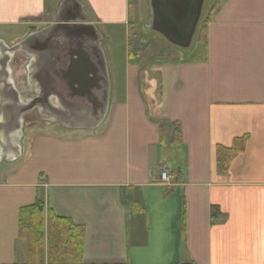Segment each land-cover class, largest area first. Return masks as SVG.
<instances>
[{
	"label": "crops",
	"instance_id": "0c3cea01",
	"mask_svg": "<svg viewBox=\"0 0 264 264\" xmlns=\"http://www.w3.org/2000/svg\"><path fill=\"white\" fill-rule=\"evenodd\" d=\"M130 4L0 0V28L17 33L7 43L26 39L15 85L0 77V113L29 107L36 115L20 145L0 141V264H29L19 214L36 199L46 216L84 228L82 264H264V0H221L202 58L189 51L144 65L130 39L120 55L119 45L104 43L113 27L128 36ZM65 13L75 18L58 24L87 30L52 27ZM67 41L96 74L86 75L97 82L90 91L67 85L76 58L70 47L57 50ZM98 54L110 84L104 121L94 130L48 122L53 110L97 108ZM62 76L63 91L54 86ZM70 97L87 100L62 101ZM239 138L242 150L218 172V148ZM165 169L170 186L159 182Z\"/></svg>",
	"mask_w": 264,
	"mask_h": 264
},
{
	"label": "water",
	"instance_id": "95a60500",
	"mask_svg": "<svg viewBox=\"0 0 264 264\" xmlns=\"http://www.w3.org/2000/svg\"><path fill=\"white\" fill-rule=\"evenodd\" d=\"M149 6L151 10V20L148 25V29L160 34L166 41L170 44L175 45L182 49H188L191 45L193 34L195 32V28L197 22L200 17L202 5L204 0H148ZM64 22V19L60 17L53 18V26L52 27H66V28H75L82 30L84 29L83 25L78 24H58ZM83 22H90V18L84 17ZM89 30L92 27H88ZM88 32V31H87ZM65 36V34H64ZM4 44H2V43ZM0 42V45L4 47V49L10 50V56L6 62V68H8L9 63L15 53L19 52V49L24 46L26 39L21 40L20 42L15 43L12 46L5 44L3 41ZM67 41L65 43H61L57 45V50L61 53H66L65 50L67 47L68 53L74 52L75 58L72 59L73 62V72L70 76L73 77L72 81L67 82V85L72 89H76L77 92L82 89H86L90 91L97 84L96 81H91L89 77L86 75H92L93 70L91 67L87 68L86 58L83 57L80 53V45H70ZM75 42H79V39ZM96 43V42H95ZM70 45V46H69ZM78 51V52H77ZM77 52V53H76ZM72 55V54H71ZM99 63L101 59L102 63V96L98 98V106L92 112H56L52 111L47 117V121H57L61 126H64L69 129H87L94 130L101 125L107 115L108 110V93L110 84L108 81L106 61H104L103 55L98 54ZM87 57V56H86ZM32 61L29 60V63ZM28 63V64H29ZM89 64H91L89 62ZM25 67V66H24ZM28 69V66L25 67V70ZM87 69V71L85 70ZM9 76V74H8ZM93 76H96L94 73ZM12 77V76H11ZM91 77V76H90ZM85 78V80H84ZM87 78V79H86ZM64 76H62L61 80L57 81L54 86L59 90L63 91L65 81L63 80ZM13 84L15 85L14 77L11 78ZM4 89H0V95H5L3 93ZM47 101L48 98H46ZM74 103L86 101L87 97H70V98H62V101ZM91 99V98H89ZM97 98H92L93 102ZM1 100V98H0ZM5 100V96L2 98V101ZM29 107H22L20 112H2L0 113V141L3 139L13 140V142L21 144V141L24 136V127L25 124L30 120L35 118V114L27 112ZM38 118L43 117L44 114H37ZM52 118V119H49ZM46 119V118H45ZM15 140V141H14ZM14 157L11 160H15ZM181 264H193V263H181Z\"/></svg>",
	"mask_w": 264,
	"mask_h": 264
},
{
	"label": "trees",
	"instance_id": "16d2710c",
	"mask_svg": "<svg viewBox=\"0 0 264 264\" xmlns=\"http://www.w3.org/2000/svg\"><path fill=\"white\" fill-rule=\"evenodd\" d=\"M208 20L209 15L204 23ZM205 41L204 25L198 33L197 46L190 59L202 58ZM243 145L244 138H239L234 140L231 148H218V172H226L231 158L242 150ZM211 217L216 218L217 212L212 210ZM18 236L25 242L29 264H82L84 228L51 212L46 216L41 199L20 210Z\"/></svg>",
	"mask_w": 264,
	"mask_h": 264
},
{
	"label": "rangeland",
	"instance_id": "374dc122",
	"mask_svg": "<svg viewBox=\"0 0 264 264\" xmlns=\"http://www.w3.org/2000/svg\"><path fill=\"white\" fill-rule=\"evenodd\" d=\"M132 3V15L130 16L131 22V34H126V27L124 29L120 27L112 28V35L105 33V45L109 43H114L115 45H119V54L123 51V45L126 40H129V43L134 48L135 52L133 55H139V61L142 64L148 63V61H158L160 62L163 58L170 59L181 58L183 54H187L190 50L194 48L196 45L197 36L200 28H202L205 23V19L212 13L215 7L219 4L221 0H204L203 6L201 10L200 19L197 25V35L196 39H194L190 50H180L178 47L171 46L167 43L164 38H162L156 32H152L148 30V25L150 24V9L148 6V0H130ZM17 33H15L14 29H4L0 28V41L3 40L5 42H11L13 37H15ZM128 43V42H127ZM185 52V53H183ZM167 53L169 55H167ZM190 53H188L189 56ZM115 55V54H114ZM174 55V56H172ZM176 55V56H175ZM117 55H115L116 57ZM118 61H122L121 58H117ZM174 136L176 134L174 132Z\"/></svg>",
	"mask_w": 264,
	"mask_h": 264
},
{
	"label": "flooded vegetation",
	"instance_id": "af4514ba",
	"mask_svg": "<svg viewBox=\"0 0 264 264\" xmlns=\"http://www.w3.org/2000/svg\"><path fill=\"white\" fill-rule=\"evenodd\" d=\"M58 16L61 18V19H68V18H75V15H68L65 13V15H62V14H58ZM10 53H12L10 50L8 49H4V47L1 46L0 48V75L2 76H6L7 73H8V70L6 69V62L10 56ZM12 62V61H11ZM14 64H15V60H14Z\"/></svg>",
	"mask_w": 264,
	"mask_h": 264
},
{
	"label": "built area",
	"instance_id": "2783aa9c",
	"mask_svg": "<svg viewBox=\"0 0 264 264\" xmlns=\"http://www.w3.org/2000/svg\"><path fill=\"white\" fill-rule=\"evenodd\" d=\"M161 181H162V182H165V183H168V182H169V180H168V176H167V173H166L165 171H163V172L161 173Z\"/></svg>",
	"mask_w": 264,
	"mask_h": 264
}]
</instances>
